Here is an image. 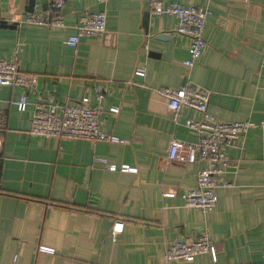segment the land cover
<instances>
[{
  "label": "crops",
  "instance_id": "1",
  "mask_svg": "<svg viewBox=\"0 0 264 264\" xmlns=\"http://www.w3.org/2000/svg\"><path fill=\"white\" fill-rule=\"evenodd\" d=\"M206 7L204 45L186 69L189 40L175 32L173 15H154L144 1L65 0L64 25L49 29L18 23L22 0H0V59H14L33 73L29 91L0 85L6 129L0 151V264H163L165 246L205 232L215 249L192 261L167 264H264V128L252 127L230 147L237 164L219 176L206 213L183 207L180 193L195 184L200 164L166 160L170 137L188 142L199 133L173 124L158 87L184 82L207 92L206 113L217 121H264V0H161ZM34 0L33 10L43 6ZM31 11V12H32ZM102 11V41L80 37L65 43L79 15ZM144 12L148 13L146 23ZM146 46V47H145ZM138 68L143 75L135 74ZM99 87V124L115 140L41 138L28 133L36 103L94 107ZM25 95L24 110L8 102ZM116 107V112L109 108ZM180 120L200 119L186 106ZM94 157L105 158L114 171ZM134 171H119L121 165ZM176 192L163 197L164 192ZM122 223L111 241L113 222ZM38 246L52 253L39 252Z\"/></svg>",
  "mask_w": 264,
  "mask_h": 264
},
{
  "label": "built area",
  "instance_id": "2",
  "mask_svg": "<svg viewBox=\"0 0 264 264\" xmlns=\"http://www.w3.org/2000/svg\"><path fill=\"white\" fill-rule=\"evenodd\" d=\"M44 5L30 13L22 16L18 23L44 26L49 29L60 28L64 25L61 10L65 0H42ZM105 2L107 0H95ZM144 1L149 12L154 15L170 14L176 20L175 32L186 36L189 40L186 57L182 60L184 68L189 69L199 57L204 41L202 31L208 15L211 11L206 7L184 6L177 2L163 3L161 0H134ZM105 17L102 11L85 12L78 16L74 26V33L69 35L65 43L75 47L80 37H93L102 41L107 34L105 28ZM146 47V46H145ZM259 66L264 70V47ZM142 76L143 69L138 68L134 72ZM36 83L33 73L23 72L18 68L14 59H0V85L16 86L29 91ZM158 100L164 102L173 124L181 123L199 133L198 140L188 142L170 137L167 144L166 160L178 163L200 164L197 169L195 184L192 188L180 193L183 207L198 209L203 213L211 210L216 202L215 188L226 187L229 183L219 178L228 167L236 168L237 164L232 162L226 155L225 148L245 133L249 128H264V121L253 123L248 120L238 122L217 121L206 113L207 92L203 88L192 86L184 82L180 87H158L155 89ZM102 92L99 87L94 90V99L97 105H88L86 97L80 98L73 104H58L55 102L36 103L33 106L29 118L28 133L41 138H79L88 140L112 141L116 138L105 134L99 124L100 106ZM18 111H22L26 105L25 95L8 102ZM181 106L189 107L197 111L201 118H185L180 120L179 109ZM116 112V107L109 108ZM6 129V112L0 110V151L2 148L3 134ZM94 161L104 164L106 170L114 171V165L106 164L105 158L94 157ZM119 171H134L133 167L121 165ZM176 192H164L163 197H174ZM122 223L115 221L109 230L111 241H115L117 233L121 232ZM39 252L52 253L48 247L38 246ZM200 254H208L212 262L215 261V249L209 241L205 232H201L190 240H173L169 242L162 254V263L167 264L173 260L192 261Z\"/></svg>",
  "mask_w": 264,
  "mask_h": 264
},
{
  "label": "water",
  "instance_id": "3",
  "mask_svg": "<svg viewBox=\"0 0 264 264\" xmlns=\"http://www.w3.org/2000/svg\"><path fill=\"white\" fill-rule=\"evenodd\" d=\"M24 2V7L26 12H31L34 6V0H22ZM148 19V13L144 12L143 14V20L144 23H146V20ZM5 24V20H2L0 18V26H3Z\"/></svg>",
  "mask_w": 264,
  "mask_h": 264
}]
</instances>
